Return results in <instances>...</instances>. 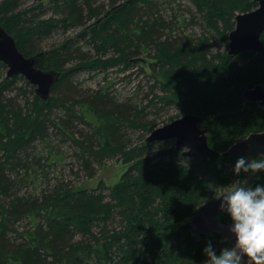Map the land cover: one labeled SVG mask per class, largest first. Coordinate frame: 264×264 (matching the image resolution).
<instances>
[{"label": "trees", "instance_id": "16d2710c", "mask_svg": "<svg viewBox=\"0 0 264 264\" xmlns=\"http://www.w3.org/2000/svg\"><path fill=\"white\" fill-rule=\"evenodd\" d=\"M96 1L55 0V15L43 19L27 10L15 13L20 0L0 4V25L15 37L25 56L43 52L39 43L60 29L84 28L77 47L73 41L64 43L45 52L37 65L62 73L49 100L37 95L31 99V91L17 87L23 76L0 80V264H203L209 241L217 252L231 243L219 233L196 235L192 222L175 233L168 229L216 200L209 187L246 182L248 174H234L237 158L219 156L196 164L174 146L152 153L165 143L144 138L135 145L129 130L156 128L147 123L146 110L158 100L162 106L177 105L183 113L202 117L210 147L220 152L251 133L263 132L264 110L246 103L241 91L264 85V58L242 65L238 60H244V53L238 58L210 56L208 39L189 41L173 33L177 21L167 17L160 0H110L105 12L103 6H94ZM192 2L206 25L221 34L220 25L234 30L237 12L258 7L254 0ZM83 41L98 53L113 50L118 56L94 60ZM151 51L157 61L153 73L164 71L165 79L158 84L166 95H154V83V99L147 95V105L131 99L121 102L100 90L83 93L72 80L83 70L107 73L123 66L126 71L134 66L133 56ZM75 60L79 63L73 69L66 68ZM4 70L7 66L0 62V72ZM26 86L32 85L27 81ZM14 92L24 97V106ZM82 124L94 126V133H86ZM54 142L55 147L70 144L78 150L84 169L113 157L129 167L115 187L102 183L95 190H76L48 184L39 193L27 194V184L44 173L45 156L57 161L65 154ZM37 143L45 144L46 151L35 152ZM254 178L253 185L264 183V173ZM225 219L222 223H230ZM28 221L30 225L21 226Z\"/></svg>", "mask_w": 264, "mask_h": 264}, {"label": "rangeland", "instance_id": "374dc122", "mask_svg": "<svg viewBox=\"0 0 264 264\" xmlns=\"http://www.w3.org/2000/svg\"><path fill=\"white\" fill-rule=\"evenodd\" d=\"M2 1L3 0H0V4L2 3ZM160 1L164 4L162 9H168L167 17L170 20L175 18V22L177 21V24L173 25V33H175L176 35H184V37H187L189 41H199L200 39L204 41L203 39H208L209 44L207 47V52L210 56L217 57L227 55L230 57L229 35L232 32H230V28L225 30V26L220 25V30H222L221 34V32L217 33L215 30L208 27L202 16L199 15L200 12L198 11L197 6L192 2V0ZM54 2L55 0H20L19 6L15 10V13L27 10L33 12L35 17H39L40 19L49 18L54 16L56 12L54 10ZM110 4V0H97L94 6H103V11L105 12L106 10L110 9ZM238 14H241V12H237L236 16ZM236 16L233 18L232 22L236 23ZM93 23L94 20L90 21L88 25ZM178 23H180L181 25H178ZM182 23H186V25ZM83 31L84 28H77L65 31L60 29L50 37L41 41L38 45V48L42 49L43 52H49L56 50L61 47L64 43H69L71 41H73V47H77V44L80 41L79 36L83 33ZM224 31L226 32V34L224 33ZM87 41H89V39ZM87 41H83L82 43H84L85 45L86 52L89 53L88 57H91L94 60L98 59L99 57L107 59L118 56L113 50H109L106 53H98L93 48V46L86 44ZM153 55H155V51H151L150 53L141 52L138 56H133L134 66L133 68L128 69L126 71L124 70L125 67L123 66H121L120 68H111L108 70L107 73H103L101 71L88 72L83 70L75 74L72 77V80L73 82H76V84L80 88V91H82L83 93L88 91L92 93V91L100 90L103 93H109L111 96L117 99H121V102H125L131 99L133 104L147 105L148 102L144 101L146 100L147 95L149 96V100L154 99V95H158V97H163L164 95H166V92L164 93V90L160 87L161 85L158 84V79H161L162 81L165 79L161 77L163 76L164 71L162 72L160 71V69L158 70L157 67L156 69L158 70L159 75L157 76L153 73V65L157 62L152 58ZM243 58L244 60H238V62L242 65L245 63L250 64L252 61H256L258 58L263 59L264 57H259L256 53L253 52H246L244 53ZM77 63H79V61L76 60L71 63H68L66 65V68L73 69V67ZM6 77L7 70L0 72V80ZM26 82L27 80L25 78H21L16 85L17 87H26L28 91H31V94L29 96L31 99H33L34 95H36L35 86H26ZM154 83L155 89L153 95L150 94V91L151 86ZM255 85L257 84H254L251 88H253ZM246 89L249 88H244L241 91V98L243 91ZM17 94L16 92L13 93V96L17 97V103L21 106H24V97L22 95L20 96ZM157 102L160 101H155V104H153L154 106L152 107V109L146 110L147 123H152V125H155L156 128H154L153 130H149L148 132H144L141 128L129 130V135L135 145H140L141 143H143L144 138H148L151 132H153L155 129H158L171 123L172 121H174V118L179 119L186 115V113H183V111L177 105L162 106V103ZM156 104H158V106H156ZM89 121H93V119H89ZM82 125L83 126L81 127H84L86 129V133H94V126L90 127L87 124ZM200 127L201 129H205L202 125V122L200 123ZM162 143H165V145L160 148L154 149L152 153L166 151L172 148L175 144V141H167ZM67 144H69V142ZM52 145L55 147L57 146V143L54 142ZM58 146L59 147L55 148H60L62 152H65V154L63 155V157L59 156V159L57 161L54 157L48 158V155L45 156V160L42 161V165L44 166V173L43 175H41V177H39L38 180L32 181L31 183L27 184V194L39 193L41 192V190L46 189L48 187V184L52 186L60 184L64 187H75L76 190H95L102 183L105 184L107 187H115L121 182L122 176L129 167V164H126L124 160L120 159V157H113L106 159L103 165L93 163L92 168H89V170H87L83 167L82 154H80L78 150H74L70 144L64 146V144L59 143ZM37 151H46L45 144H35V152ZM2 154L3 151L0 150V156H2ZM92 173L93 176H91ZM254 177L255 175L248 174L246 178V183L253 185L255 179ZM108 192V190L105 191V194L108 195ZM205 207L206 206H204V208ZM223 219H225L226 222H231L230 218L226 214H223L220 217V220L222 222ZM192 220L193 218H188L183 223L172 225L168 230L170 233H175L181 226H183V224L192 222ZM30 223L28 221L23 223L21 226L25 227L30 225ZM22 229L23 228H20V231Z\"/></svg>", "mask_w": 264, "mask_h": 264}, {"label": "water", "instance_id": "95a60500", "mask_svg": "<svg viewBox=\"0 0 264 264\" xmlns=\"http://www.w3.org/2000/svg\"><path fill=\"white\" fill-rule=\"evenodd\" d=\"M258 7L250 12L236 16L235 29L230 33L231 57L245 52L256 53L264 57V0H254ZM45 52L25 56L17 45L16 39L0 25V62L7 66V78L23 76L31 85L35 86L36 95L47 101L51 98L53 86L60 80L62 73L55 69H41L37 65ZM242 98L246 103L257 104L264 109V85L257 84L253 88L243 91ZM202 118L196 114L185 116L171 123L155 129L147 138L148 143H162L175 141L174 147L182 150L184 156L200 164L219 156L238 158L240 156L255 157L264 153V132L251 133L248 137L233 144L228 150L220 152L209 145L207 129H201ZM225 214L219 208L216 199L202 209L192 220L196 235L216 234L223 239L234 242L229 232V224H223L220 217ZM243 264H248L247 259Z\"/></svg>", "mask_w": 264, "mask_h": 264}, {"label": "clouds", "instance_id": "9594fccd", "mask_svg": "<svg viewBox=\"0 0 264 264\" xmlns=\"http://www.w3.org/2000/svg\"><path fill=\"white\" fill-rule=\"evenodd\" d=\"M261 158L240 156L233 172L257 175L264 173V153ZM213 185V184H209ZM219 200V208L231 221L229 232L234 237L230 246L216 251L211 241L204 248L203 264H264V183L254 185L234 181L226 186L209 187Z\"/></svg>", "mask_w": 264, "mask_h": 264}, {"label": "bare ground", "instance_id": "6f19581e", "mask_svg": "<svg viewBox=\"0 0 264 264\" xmlns=\"http://www.w3.org/2000/svg\"><path fill=\"white\" fill-rule=\"evenodd\" d=\"M237 57V56H236ZM245 101V100H244ZM246 102V101H245ZM200 117V116H199ZM202 118V117H201ZM202 120H203V118H202ZM182 151V150H181ZM183 156H184V152H183ZM185 157V156H184Z\"/></svg>", "mask_w": 264, "mask_h": 264}]
</instances>
